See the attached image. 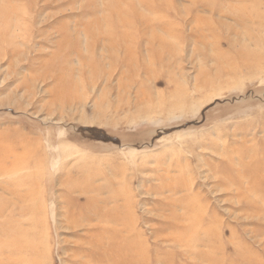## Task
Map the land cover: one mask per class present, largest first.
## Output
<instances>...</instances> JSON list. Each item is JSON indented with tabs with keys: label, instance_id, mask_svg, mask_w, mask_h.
Wrapping results in <instances>:
<instances>
[{
	"label": "rangeland",
	"instance_id": "rangeland-1",
	"mask_svg": "<svg viewBox=\"0 0 264 264\" xmlns=\"http://www.w3.org/2000/svg\"><path fill=\"white\" fill-rule=\"evenodd\" d=\"M111 230L264 264V0H0V264H116Z\"/></svg>",
	"mask_w": 264,
	"mask_h": 264
},
{
	"label": "bare ground",
	"instance_id": "bare-ground-1",
	"mask_svg": "<svg viewBox=\"0 0 264 264\" xmlns=\"http://www.w3.org/2000/svg\"><path fill=\"white\" fill-rule=\"evenodd\" d=\"M178 180V179H177ZM182 180H184V179H179V182H182ZM84 184H86L83 188H81L80 189V193L81 194H86L87 192H88V190H93V191H95V192H98L99 190H102V187H97V186H93L92 184H90V180H84V182H83ZM184 183V182H183ZM186 183V182H185ZM83 184V185H84ZM92 185V186H91ZM188 185V184H187ZM94 187V188H93ZM169 189L171 190V192H173V193H177L178 192V186H177V184H175V182L174 183H172V184H170L169 185ZM181 190V189H180ZM182 191V190H181ZM188 195H190V198H191V196H193L192 197V199L193 198H201L202 196H201V193L200 192H197V193H187ZM192 194H194V195H192ZM186 195V194H185ZM188 195H186V196H188ZM189 197V196H188ZM203 198V197H202ZM188 199V198H187ZM116 202V201H115ZM189 205H191V204H189ZM198 206V205H197ZM197 206H195V207H197ZM190 207H193L194 208V206H190ZM189 207V208H190ZM192 208V209H193ZM198 208V207H197ZM187 211H189V209L187 210ZM177 214V213H176ZM121 215V214H120ZM120 215L119 214H113L112 216H109V218H106L105 216H103V219H105V221H107V222H111V223H114V224H116L117 226H120L121 225V223H122V218L123 217H120ZM178 215V214H177ZM201 215V214H200ZM124 216V215H123ZM188 216V217H187ZM193 214L189 211L188 213H186L185 214V217H187L188 219H190V218H192L193 219ZM197 217V216H196ZM203 217V216H202ZM201 217V218H202ZM172 218L173 219H177L176 218V215H175V212L173 213V215H172ZM181 218H182V216H181ZM187 219V220H188ZM178 220V219H177ZM180 220V219H179ZM186 220V219H185ZM180 221H182V220H180ZM202 221V220H201ZM211 224V223H210ZM190 225V224H189ZM196 230H198V229H196ZM174 231L175 232H179V233H181L182 234V237L181 238H183V239H185V241L186 240H189L190 239V237H191V233L189 232V231H193V229L191 230L189 227L187 228V229H185V226L184 227H179L178 226V228H175L174 229ZM194 231H195V229H194ZM105 232V231H104ZM198 232V231H197ZM107 235H108V242L107 241H99L98 243L103 247V246H106V247H108V248H110L111 250H113V251H115V253H117V256L115 257L116 258V261H115V263L117 264L118 263V257H119V253H120V251H121V249H120V247H119V244L122 242V234H121V232L119 231V230H111V231H108L107 233H106ZM195 234H197L196 232H195ZM203 234V233H202ZM194 235V234H193ZM192 235V236H193ZM198 235H199V232H198ZM184 241V240H183ZM110 242V243H109ZM197 242V241H196ZM141 246V245H140ZM198 246V245H197ZM106 249V248H105ZM112 251V252H113ZM113 255L115 256V254H114V252H113ZM108 261H110V258H108Z\"/></svg>",
	"mask_w": 264,
	"mask_h": 264
}]
</instances>
